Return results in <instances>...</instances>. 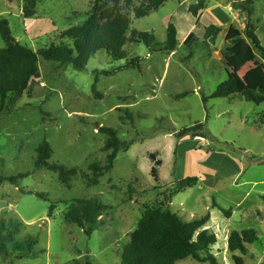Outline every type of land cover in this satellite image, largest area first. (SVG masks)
<instances>
[{
  "label": "rangeland",
  "instance_id": "374dc122",
  "mask_svg": "<svg viewBox=\"0 0 264 264\" xmlns=\"http://www.w3.org/2000/svg\"><path fill=\"white\" fill-rule=\"evenodd\" d=\"M26 1L0 0V19L7 20L16 42L35 52L70 44L61 33L84 22L95 4L38 0L34 15L26 19ZM141 1L108 0L107 8L126 14L130 30L152 33L158 43L165 40L167 25L173 24L178 41L173 53H151L144 44L127 43L124 59L114 60L99 50L83 71L39 57V76L20 97L4 100L0 176H28L17 185H0V223H21L15 240L30 236L36 242L32 253L0 258V264H76L86 258L92 264H120L146 206L167 209L185 221L209 215L203 229L216 236L211 253L219 264H234L232 255L241 256L244 264H264V103L247 102L239 95L208 98L227 79L221 63L227 29L245 27V15L232 9V3L245 6V0H205L198 17L187 10L197 0H169L137 19L133 8ZM250 23L264 44V0L251 2ZM211 24L219 27L214 41L206 40L189 58L184 39L194 33L204 41L205 28ZM254 53L264 63V55ZM136 57L138 68H122ZM236 64L240 78L251 76L256 88L264 87V72L241 54ZM94 77L98 96L91 92ZM197 123L206 124L208 138H177ZM102 127L114 129L120 142L130 145L117 153L112 168L93 185L88 182L89 166H104L108 153L102 149L106 140ZM44 140L52 149L48 163L78 168L67 183L46 168L35 169V150ZM150 153L162 160L158 182L149 175ZM186 177L198 180L175 193L178 181ZM90 198L107 209L87 236L65 221L64 214L71 201ZM220 208L229 209V216ZM247 229L255 231L258 241L245 245L244 256L228 252L229 234ZM7 246L10 249L11 244ZM176 264L201 263L185 259Z\"/></svg>",
  "mask_w": 264,
  "mask_h": 264
},
{
  "label": "trees",
  "instance_id": "16d2710c",
  "mask_svg": "<svg viewBox=\"0 0 264 264\" xmlns=\"http://www.w3.org/2000/svg\"><path fill=\"white\" fill-rule=\"evenodd\" d=\"M38 0H28L23 7V15L26 19L34 15V5ZM130 2L131 0H127ZM169 0H142L133 8L135 18H143L156 11ZM245 0V6L232 3V9L239 10L245 15V27L239 30L231 25L226 31L225 47L221 51V63L227 79L219 84L210 99L227 98L233 95L241 96L245 101L254 104L264 103V87L256 88L255 81L251 76L240 78L236 57L238 54L248 59L259 73L264 72V63L256 59L254 50L264 55V47L255 34L250 23L251 2ZM117 4V3H116ZM108 0H95L90 14L81 24L69 28L61 33V39L70 41V44L50 45L37 52L19 44L11 36L9 24L6 19H0V37L4 47L0 49V111L7 96L20 97L30 86L32 81L39 76L38 58L45 61L56 62L60 65H69L76 71H83L87 62L99 50L106 51L114 60L125 58L124 46L127 43L144 44L151 53L171 54L175 51L177 41L176 27L169 23L166 28L165 40L158 43L152 33L136 29L130 30L128 16L119 11L107 8ZM206 8L205 0H197L188 6V12L192 17H198L199 13ZM219 32V27L209 25L205 28L204 41H200L194 33H189L183 41L184 48L188 51V57L200 48L206 40L213 42ZM139 58L128 61L122 68H138ZM97 77H94L91 92L96 93ZM98 96V95H97ZM207 98H203L206 103ZM100 132L106 135L103 151L106 155V164L101 166L93 163L89 166L92 177L88 178L90 184L96 185L98 178L112 168L117 153L126 151L129 142H120L114 129L102 127ZM185 136L208 138L209 132L206 124L197 123L192 127L184 128L177 134V138ZM35 169L46 168L58 175L61 183H67L75 177L79 170L77 167H65L59 164H50L48 160L52 149L47 141L41 142L36 150ZM150 161L149 175L154 182L159 181V169L162 160L157 158L156 153L148 154ZM28 173H20L15 176H0V185L7 182L17 185L19 180L26 178ZM196 177H186L178 181L175 193H179L197 182ZM38 198L44 199L42 193L29 192ZM264 200V195L261 196ZM53 206L49 207L50 217ZM105 205L97 199H76L71 201L64 214V219L81 228L87 236L97 229ZM224 215L229 216V209H219ZM209 221V215L185 221L167 209L155 206H146L143 210L136 228L131 233L129 243L123 248L120 264H176L185 259H191L201 264H219L211 253V247L216 243L213 232L203 229ZM21 223L12 220L6 225L0 223V258L8 260L14 255L32 253L36 242L34 237H26L21 241L15 240V234L20 230ZM258 241L254 230L247 229L241 232L232 231L227 238V250L230 253L238 252L242 256L247 253L245 245ZM11 244L10 249L8 244ZM234 264H244L241 256L232 255ZM92 264L86 258L83 263Z\"/></svg>",
  "mask_w": 264,
  "mask_h": 264
},
{
  "label": "crops",
  "instance_id": "0c3cea01",
  "mask_svg": "<svg viewBox=\"0 0 264 264\" xmlns=\"http://www.w3.org/2000/svg\"><path fill=\"white\" fill-rule=\"evenodd\" d=\"M259 33V32H258ZM258 37H259V34H258ZM259 40H260V42H261V44H262V41H261V38L259 37ZM262 46H264V44H262Z\"/></svg>",
  "mask_w": 264,
  "mask_h": 264
}]
</instances>
